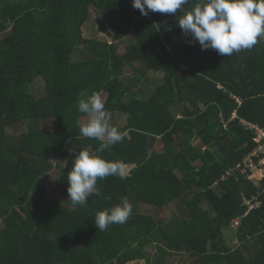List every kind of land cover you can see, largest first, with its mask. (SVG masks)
Returning <instances> with one entry per match:
<instances>
[{
  "label": "trees",
  "instance_id": "1",
  "mask_svg": "<svg viewBox=\"0 0 264 264\" xmlns=\"http://www.w3.org/2000/svg\"><path fill=\"white\" fill-rule=\"evenodd\" d=\"M90 11L112 43L84 37ZM180 15L144 16L132 0H0V264H264V178L231 172L256 146L241 121L264 129V39L221 56L190 42ZM150 73L163 85L132 89ZM83 93H105L111 121H124L102 156L132 169L73 205V161L101 145L79 132ZM122 198L127 222L96 229L95 214ZM252 199L261 206L247 213Z\"/></svg>",
  "mask_w": 264,
  "mask_h": 264
},
{
  "label": "clouds",
  "instance_id": "2",
  "mask_svg": "<svg viewBox=\"0 0 264 264\" xmlns=\"http://www.w3.org/2000/svg\"><path fill=\"white\" fill-rule=\"evenodd\" d=\"M190 4L186 10L185 6ZM132 6L144 16L156 12L175 14L180 10L179 27L191 35L190 42H199L202 49L215 50L221 56L230 57L252 49L264 39V0H132ZM82 95L85 98L78 101L77 110L88 119L80 124L79 132L85 138L100 140L101 145L95 153L79 151L73 161L67 177L68 199L73 205L84 204L93 195H100L98 179L113 176L123 181L128 176L122 160L102 156L106 149L124 139L123 132L111 123L99 93ZM131 214V203L122 198L111 208L98 211L94 224L96 229L105 231L110 225L126 223Z\"/></svg>",
  "mask_w": 264,
  "mask_h": 264
},
{
  "label": "rangeland",
  "instance_id": "3",
  "mask_svg": "<svg viewBox=\"0 0 264 264\" xmlns=\"http://www.w3.org/2000/svg\"><path fill=\"white\" fill-rule=\"evenodd\" d=\"M100 21H101V14L99 13H94L90 11V19L89 21L85 24V26H83L82 31H83V35L86 39H100L102 41H107L109 43L113 42V33L112 32H103L100 30ZM84 49V48H83ZM82 48H80L77 51L78 57L76 56L74 61H79L82 59V53H81ZM85 50V49H84ZM127 51V47L122 43L121 45H119L118 48V53L120 55L126 53ZM134 77V72L132 70H126V72L124 73L123 79L126 81L127 79L133 78ZM145 80V79H144ZM144 80H140V82L138 83V86H132V89L135 88L137 90V92L139 91V89H148L149 91L153 92L156 89V86L159 85H163L164 83V77L162 73H150L149 79L146 80V83L144 84ZM43 86V81L42 80H38L36 81V83L33 85V87H41ZM103 100L106 99V94H101ZM86 121V120H85ZM111 123L113 125H124V121L121 119H116V121H111ZM21 129L18 132H14L13 130L9 129L8 133L10 135H17L18 133H20ZM264 131V130H262ZM257 141L260 140V136H258V138L256 139ZM195 145H199L200 141L198 139L193 141ZM48 158L50 159V161L53 164H57V157L56 155L49 153L48 154ZM199 164V162L196 163V165ZM132 169V166H126V170L129 173ZM257 174H261L260 172ZM261 177H264L261 175ZM256 178H254L255 180ZM259 184V183H258ZM203 211H208L209 205L207 202L203 203L201 205ZM175 208V207H174ZM176 209V208H175ZM145 212H148V210H145ZM165 217V216H164ZM166 218V217H165ZM240 224H235L233 223L231 226L230 231H228L227 233V243L228 245H235L236 241L233 239L234 238V231L238 228ZM152 254H157V251L153 250ZM164 254V253H163ZM164 256H166L167 259H169L170 255L169 254H164ZM172 262H168L166 264H179L180 263V257L176 256V258L174 259V256ZM138 264H146L145 261H141Z\"/></svg>",
  "mask_w": 264,
  "mask_h": 264
},
{
  "label": "built area",
  "instance_id": "4",
  "mask_svg": "<svg viewBox=\"0 0 264 264\" xmlns=\"http://www.w3.org/2000/svg\"><path fill=\"white\" fill-rule=\"evenodd\" d=\"M241 123L245 130L254 134V141L256 142V146L248 155L243 158L241 163L237 164L236 167L231 169V172L236 171L247 176H250V172H252L253 174H257L260 172L261 175L264 176V131H262L264 129L261 128L258 124H254L245 120H242ZM258 136H260L259 141L256 140ZM257 185L259 184L257 183ZM258 194L264 195V187L261 191L258 192ZM246 203L248 205L247 213L261 206V202L255 199L249 201L247 200ZM234 223L240 224V219H236Z\"/></svg>",
  "mask_w": 264,
  "mask_h": 264
}]
</instances>
